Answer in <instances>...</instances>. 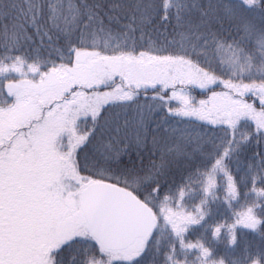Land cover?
<instances>
[{"label":"snow or ice","instance_id":"1","mask_svg":"<svg viewBox=\"0 0 264 264\" xmlns=\"http://www.w3.org/2000/svg\"><path fill=\"white\" fill-rule=\"evenodd\" d=\"M0 264H264V0H0Z\"/></svg>","mask_w":264,"mask_h":264}]
</instances>
